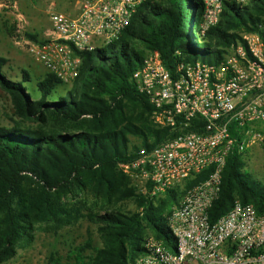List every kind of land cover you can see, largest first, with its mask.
Instances as JSON below:
<instances>
[{
  "label": "trees",
  "instance_id": "obj_1",
  "mask_svg": "<svg viewBox=\"0 0 264 264\" xmlns=\"http://www.w3.org/2000/svg\"><path fill=\"white\" fill-rule=\"evenodd\" d=\"M196 10L203 12L201 0L140 4L117 41L91 52L74 51L81 63L70 86L51 73L37 79L33 87L38 98L24 85L31 82L29 72L22 69L20 80H11L2 71L8 60L0 56V90L12 110L6 123L0 120V264L14 258L21 239H32L34 224L77 219L79 210L67 201L80 193L113 203L132 200L137 211L88 210L87 218L96 225L103 245L88 255L79 249L64 264H133L144 251L148 234L171 245L170 210L187 189L205 179L209 169L166 190L157 204L128 185L120 165L133 161L141 149L151 150L173 136L148 121L153 107L136 90L132 74L152 50L159 52L170 72L181 62L219 64L241 40V33L264 22V0L245 6L225 2L218 24L198 41L192 18ZM184 14L190 15L187 32ZM133 109L137 113L132 114ZM244 167L242 153L227 156L219 195L209 210L211 221L236 200L264 214V189ZM48 261L61 263L53 257Z\"/></svg>",
  "mask_w": 264,
  "mask_h": 264
},
{
  "label": "built area",
  "instance_id": "obj_2",
  "mask_svg": "<svg viewBox=\"0 0 264 264\" xmlns=\"http://www.w3.org/2000/svg\"><path fill=\"white\" fill-rule=\"evenodd\" d=\"M146 1L153 0H78L76 17L50 15L51 41L22 40L17 45L67 83L77 76L81 63L74 51L91 52L117 41ZM252 1L201 0L197 36L203 38L218 24L225 2L245 6ZM12 8L16 10V4ZM16 19L20 31L25 22L20 13ZM240 37L219 64L181 62L170 72L159 52L152 50L132 74L136 90L153 107L156 126L173 134L120 165L142 181L141 195L152 199L209 169L205 179L187 189L171 208L167 217L171 245L146 238L144 251L133 264H264V214L236 200L216 220L209 217L227 156L243 153L260 140L252 125L264 122V22Z\"/></svg>",
  "mask_w": 264,
  "mask_h": 264
},
{
  "label": "rangeland",
  "instance_id": "obj_3",
  "mask_svg": "<svg viewBox=\"0 0 264 264\" xmlns=\"http://www.w3.org/2000/svg\"><path fill=\"white\" fill-rule=\"evenodd\" d=\"M13 4H16V10L12 8ZM76 11H78V0H0V56L8 60L7 66L2 71L13 81L20 80L19 73L22 69L28 71L31 82L24 85L31 91L33 98H38L33 83L49 72L33 60L25 52V48L22 45H17V42L29 40L40 44L51 41L50 15L52 13H62L72 17ZM17 13L22 15L25 22L24 28L20 31L17 28ZM201 18V11L196 10L195 22H200ZM189 22L190 15L184 14L183 24L186 32ZM197 39L198 41L201 40L199 36ZM105 46L102 45L100 48ZM71 82L69 81L66 84L70 86ZM0 108V120L2 123H6V117L11 115L12 110L8 96L1 90ZM133 113H137V109H133ZM148 121L158 128L152 114L148 117ZM252 128L254 133L258 134L261 139L250 144L242 153L245 162L244 172L251 174L252 180L259 181L260 187L264 189V122H255ZM131 140L133 143H137L136 139L131 138ZM119 169L127 176L128 185L141 194L140 191L144 185L142 181L133 173H125L121 168ZM183 181L178 185H181ZM249 186L252 187L253 182L249 181ZM165 192L152 198L155 200V204L158 203L160 198L164 197ZM67 203L74 205L79 210L80 216L75 220L70 219V222L62 224H34L31 231L32 239L23 238L18 242L16 254L13 259L8 261L9 263L42 264L53 257L61 259V263L64 264L69 257H74L79 249L84 250L81 253L82 255H88L93 248H100L103 245L96 225L92 224L87 218L88 210L98 214H103L112 208L125 214L137 211L132 200L119 203L106 202L100 196H93L90 193L71 196ZM159 224L163 225V221L160 220ZM149 237L153 236L148 234L147 238ZM86 244H89V247Z\"/></svg>",
  "mask_w": 264,
  "mask_h": 264
},
{
  "label": "crops",
  "instance_id": "obj_4",
  "mask_svg": "<svg viewBox=\"0 0 264 264\" xmlns=\"http://www.w3.org/2000/svg\"><path fill=\"white\" fill-rule=\"evenodd\" d=\"M77 14H78V11L74 12L73 15H72V17H76Z\"/></svg>",
  "mask_w": 264,
  "mask_h": 264
},
{
  "label": "water",
  "instance_id": "obj_5",
  "mask_svg": "<svg viewBox=\"0 0 264 264\" xmlns=\"http://www.w3.org/2000/svg\"><path fill=\"white\" fill-rule=\"evenodd\" d=\"M194 17H195V14L192 15V18H194Z\"/></svg>",
  "mask_w": 264,
  "mask_h": 264
}]
</instances>
